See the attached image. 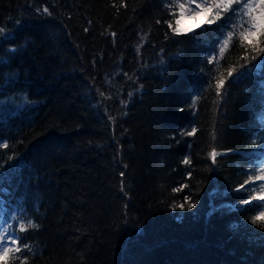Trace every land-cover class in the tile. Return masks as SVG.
<instances>
[{
    "label": "trees",
    "instance_id": "trees-1",
    "mask_svg": "<svg viewBox=\"0 0 264 264\" xmlns=\"http://www.w3.org/2000/svg\"><path fill=\"white\" fill-rule=\"evenodd\" d=\"M124 3L0 0V165L8 200L39 225L19 233L34 255H19L28 264H264V217L251 223L264 202L237 207L247 193L234 191L264 139V76L228 78L230 64L244 63L233 45L219 62L227 95L214 105L206 56L219 33L175 36L164 0ZM193 126L195 136L181 135ZM185 196L196 206L174 209Z\"/></svg>",
    "mask_w": 264,
    "mask_h": 264
},
{
    "label": "snow or ice",
    "instance_id": "snow-or-ice-1",
    "mask_svg": "<svg viewBox=\"0 0 264 264\" xmlns=\"http://www.w3.org/2000/svg\"><path fill=\"white\" fill-rule=\"evenodd\" d=\"M115 7V4L113 5ZM121 6L127 7L124 0H121ZM164 6L168 10L170 19L164 21L167 24L168 29L171 30V34L179 36L185 33V31H199V30H182L180 28L181 20L186 16H199L201 13L207 15L205 25H201L200 28L203 31H199L200 36L207 35L209 32L219 33L218 38L213 45V48L206 56V62L208 64H215V68L209 69L206 75H209V79L205 82L206 88L212 89L215 93L213 104L217 105L218 101H222L224 96L227 95L226 90V78L223 71H221L220 60L225 59L226 51L233 45L243 49L240 59L244 61L243 64L238 63L239 69L236 66L229 65L227 68V77L232 78L233 73H236L235 80L245 79L253 74L264 76V59H260L264 56V0H164ZM40 12V9H37ZM43 13L51 15L49 8L45 6L42 9ZM219 21H224L222 24H218ZM91 23V22H89ZM157 24L161 23L160 20L156 21ZM218 24V27L213 29L211 26ZM88 29L86 28L85 31ZM109 35L115 42L116 33L109 32ZM169 35L165 32V38ZM0 37L7 38L5 36V28L0 27ZM146 36H141V41H144ZM142 47V43L137 46V54ZM11 52H15L16 49H10ZM251 67H249L250 62ZM203 72L204 70L201 69ZM127 76V73H125ZM132 77H128L131 79ZM235 82V81H233ZM230 86V85H229ZM205 89H201L195 95V98L191 99L190 106L193 109V115L196 114V107L198 101L202 98ZM260 90L264 92V79L260 81ZM100 96L105 99H111L110 95H105L97 89ZM132 93H128L129 99H131ZM121 106L126 108L127 101L121 100ZM106 114H107V110ZM126 115L127 113H123ZM108 119L115 123L116 117L107 114ZM261 136H264V123L261 124ZM197 133L196 127H190L181 133V135L195 136ZM213 141H215V130L211 133ZM252 143H256V139L252 140ZM0 146L7 148L8 144L0 140ZM190 147V145H189ZM259 151L255 153L256 159L250 161L252 165L244 172L247 179L240 183L235 189V192H245L247 195L237 207H243L251 204L252 201L264 202V139L258 145ZM232 151V150H228ZM218 152L213 146L208 152V159L212 164H216ZM247 155V154H246ZM9 160L13 159L12 156L8 157ZM182 163L191 167L192 161L189 156H185ZM18 165H11L12 168ZM126 168L127 165H124ZM10 173L3 171V166L0 165V211L3 215L0 216V264H15L16 260L20 261V264H28V256H20L22 251L27 253H33V248L27 242L21 244L22 237L19 233L28 232L29 230H35L39 228V225L31 219L27 212L24 210L22 202L9 201L7 198V177ZM120 191L127 196L125 191V182L123 171L120 172ZM186 175L191 178V171ZM251 185V187H249ZM188 187L187 184H183L181 187L173 189L175 192L181 191L182 188ZM185 203L188 208H194L195 202L190 196L184 197V202L174 204L173 208L183 209ZM125 210L127 205L125 204ZM254 208L258 211V215L252 218L251 223L257 224V221L264 217V203H257ZM7 209V211H4ZM215 209H213L214 211ZM15 225V227H14ZM26 239L27 238H23Z\"/></svg>",
    "mask_w": 264,
    "mask_h": 264
},
{
    "label": "rangeland",
    "instance_id": "rangeland-1",
    "mask_svg": "<svg viewBox=\"0 0 264 264\" xmlns=\"http://www.w3.org/2000/svg\"><path fill=\"white\" fill-rule=\"evenodd\" d=\"M206 21V14L201 13L199 16H186L184 19L181 20L180 28L182 30H193L201 25H203ZM189 32V31H185Z\"/></svg>",
    "mask_w": 264,
    "mask_h": 264
}]
</instances>
